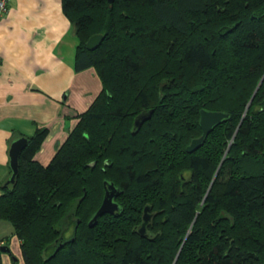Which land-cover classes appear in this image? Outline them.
<instances>
[{"label":"trees","instance_id":"16d2710c","mask_svg":"<svg viewBox=\"0 0 264 264\" xmlns=\"http://www.w3.org/2000/svg\"><path fill=\"white\" fill-rule=\"evenodd\" d=\"M61 6L74 70L92 67L101 90L47 164L34 155L48 129L26 137L0 185L24 264H264V0ZM201 109L228 117L188 153ZM109 183L118 208L88 227ZM145 204L157 212L140 235Z\"/></svg>","mask_w":264,"mask_h":264},{"label":"crops","instance_id":"0c3cea01","mask_svg":"<svg viewBox=\"0 0 264 264\" xmlns=\"http://www.w3.org/2000/svg\"><path fill=\"white\" fill-rule=\"evenodd\" d=\"M76 45L61 0H9L0 18V185L11 174L13 140L46 127L34 159L47 164L75 126V116L100 92L92 67L74 70ZM0 245L10 250L0 251L1 264H24L20 241L6 220H0Z\"/></svg>","mask_w":264,"mask_h":264},{"label":"water","instance_id":"95a60500","mask_svg":"<svg viewBox=\"0 0 264 264\" xmlns=\"http://www.w3.org/2000/svg\"><path fill=\"white\" fill-rule=\"evenodd\" d=\"M115 0H106L109 7H112ZM102 34H94L88 38V40L85 43V47L88 50H94L96 47H98L103 40ZM151 116V112L145 117L136 119L134 122V126L136 128H139L143 121L149 119ZM228 117L227 113L224 112H218V111H209L205 109H201L199 111V120L198 125L201 130V134L199 137L194 138L190 141V143L186 147V151L188 153H192L193 151L197 150L205 140V137L212 131V129L222 122L224 119ZM135 133V132H132ZM27 144V138L26 137H20L16 140H13L9 146L8 154H9V167L11 170V174L9 179L4 183V186H9L15 182V179L18 175V160L21 151L25 148ZM119 190L114 186V184L109 183L105 193L104 198L102 200V203L100 204L99 208L96 210L94 215L91 217V219L88 222V227H92L97 223V220L99 217H101L104 214H113L114 211L117 210L118 204L113 201L114 197L118 194ZM85 195V191H84ZM148 206H145L143 209V215H142V223L140 227L138 228L137 232L140 235H144L145 227L150 220V214L148 213ZM0 251L3 253H10L9 247L7 245H0ZM11 259L15 260V257L11 255Z\"/></svg>","mask_w":264,"mask_h":264},{"label":"rangeland","instance_id":"374dc122","mask_svg":"<svg viewBox=\"0 0 264 264\" xmlns=\"http://www.w3.org/2000/svg\"><path fill=\"white\" fill-rule=\"evenodd\" d=\"M206 110V109H205ZM212 111V110H211ZM214 111H217V110H214ZM218 112H222V111H218ZM224 113H226V112H224ZM228 114V113H227ZM221 123V122H220ZM230 145V142H229V144H227L226 145V147H225V151H224V153H223V155H222V157H221V162H222V158L224 157V155L225 154H227V152H228V146ZM196 151V150H195ZM194 152V151H193ZM192 152V153H193ZM221 162H220V164H219V166L221 165ZM216 174H217V170H216V172H215V174L213 175V177H212V180H211V182L213 181V179L215 178V176H216ZM115 179V181L118 183V185L120 184V179H118V178H114ZM122 179V178H121ZM84 190V189H83ZM86 192V191H85ZM84 193H83V196L80 198V200L81 199H83L84 198ZM103 198H104V196H103ZM103 198H102V200H103ZM91 201V198H89V199H87L86 200V202H84V205H83V208L84 207H86L85 205H87L88 204V202H90ZM101 203H102V201H101ZM145 206H148L149 207V209H148V213L150 214V220L148 221V223H147V225H146V227H145V232H144V234L146 233V228H147V226H148V224H149V222H151V221H153V220H155V219H153L154 218V216H155V214H156V212H157V210L155 209V208H153L152 206H150V205H144L143 207H142V209H141V221H140V225H141V223H142V215H143V209H144V207ZM89 222V221H88ZM140 225H138V228L140 227ZM138 230V229H137Z\"/></svg>","mask_w":264,"mask_h":264},{"label":"built area","instance_id":"2783aa9c","mask_svg":"<svg viewBox=\"0 0 264 264\" xmlns=\"http://www.w3.org/2000/svg\"><path fill=\"white\" fill-rule=\"evenodd\" d=\"M8 1L9 0H0V18H2L6 12Z\"/></svg>","mask_w":264,"mask_h":264},{"label":"flooded vegetation","instance_id":"af4514ba","mask_svg":"<svg viewBox=\"0 0 264 264\" xmlns=\"http://www.w3.org/2000/svg\"><path fill=\"white\" fill-rule=\"evenodd\" d=\"M147 115H148V113H145V114L139 116V118H145ZM198 120H199V119H198Z\"/></svg>","mask_w":264,"mask_h":264},{"label":"bare ground","instance_id":"6f19581e","mask_svg":"<svg viewBox=\"0 0 264 264\" xmlns=\"http://www.w3.org/2000/svg\"><path fill=\"white\" fill-rule=\"evenodd\" d=\"M9 2V1H8ZM256 91V90H255ZM255 91H254V93H255Z\"/></svg>","mask_w":264,"mask_h":264}]
</instances>
